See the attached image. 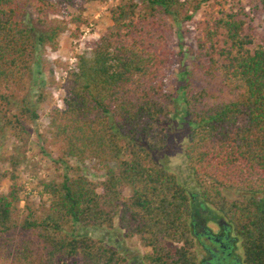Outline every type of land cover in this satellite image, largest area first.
Returning <instances> with one entry per match:
<instances>
[{"label":"trees","instance_id":"trees-1","mask_svg":"<svg viewBox=\"0 0 264 264\" xmlns=\"http://www.w3.org/2000/svg\"><path fill=\"white\" fill-rule=\"evenodd\" d=\"M74 1L0 0V134L9 132L18 147L28 146L37 118L28 100L36 51L56 50L63 30L48 16ZM206 1L123 0L109 11L111 26L92 57H79L69 76L65 108L50 115L58 153L52 165L61 174L40 182L49 203L28 202L20 213V161L10 158L11 171L2 175L11 184L0 194V249L13 264H33V239L43 251L41 264H126L101 239L77 233L80 227L111 229L114 221L127 238L150 248L144 264H199L192 237L210 213L244 241V262L256 264L261 255L264 264V45L250 47L238 13L210 17L196 38V56L207 62L198 78H220L226 98L188 83L182 87V111L191 125L183 154L200 201L211 212L201 216V209L191 207L187 189L153 156L170 139L169 22L190 21L188 12ZM258 3L264 9V0ZM28 14L43 30L26 25ZM86 157L104 168L103 180L93 182L68 163ZM224 190L248 196L229 201ZM17 231L22 243L13 247L11 234Z\"/></svg>","mask_w":264,"mask_h":264},{"label":"rangeland","instance_id":"rangeland-1","mask_svg":"<svg viewBox=\"0 0 264 264\" xmlns=\"http://www.w3.org/2000/svg\"><path fill=\"white\" fill-rule=\"evenodd\" d=\"M123 0H75L71 6L60 9L57 15H49L48 20L63 28L57 38V49L38 48L32 64V87L28 94L31 109L37 113V118L30 125L29 144L24 149L18 147L9 132L0 134V194H6L11 184L9 177H2L11 171L9 160L14 157L20 161L16 170V183L21 187L17 209L23 213L26 203L37 206L40 202L49 203V196L43 191L40 182L54 179L61 170L55 171L52 162L58 153L51 143L50 115L55 110L65 108L66 90L69 86V76L76 72L78 58H91L93 47L100 36L111 26L109 11ZM141 4V0H136ZM238 13V18L244 22L242 33L255 44L264 45V9L258 0H208L202 3L196 12L189 11L190 21L178 24L169 22L170 44L173 60L166 77V91L174 97L171 106V121L167 126L169 137L165 150L153 153L155 160L173 173L180 185L185 187L190 195V205L201 209L200 215L207 214L211 208L205 207L199 198L198 188L193 181L185 162L183 150L187 142V130L190 124L186 122L182 108V87L187 83L196 89L204 88L220 99L226 98L223 82L220 78L203 80L198 78L199 70L207 62L197 58L196 38L202 34L203 23L210 17L215 18L221 13ZM74 19H79L78 23ZM24 21L27 26L43 30L36 26L33 16L28 14ZM169 143V144H168ZM69 165L78 167L81 175L93 182L104 179L105 170L94 158L86 157L83 161L76 158L68 159ZM114 167V163L109 164ZM57 174V175H56ZM128 190L125 189V194ZM223 195L229 201L248 196L243 191L224 190ZM203 213V214H202ZM211 226V225H209ZM215 228V226H211ZM19 231V230H18ZM13 232L12 246L22 243L21 233ZM234 232V231H233ZM78 234L101 239L110 247L116 249L126 258V264H144L143 256L150 248L145 247L133 236L127 238L114 221L111 229L78 228ZM197 233L192 238H196ZM23 236L32 239L27 232ZM10 246V245H9ZM6 246V247H9ZM33 264H41L43 251L33 239ZM175 247V245H171ZM0 264H13L7 250L0 249ZM66 264H81L79 260Z\"/></svg>","mask_w":264,"mask_h":264},{"label":"flooded vegetation","instance_id":"flooded-vegetation-1","mask_svg":"<svg viewBox=\"0 0 264 264\" xmlns=\"http://www.w3.org/2000/svg\"><path fill=\"white\" fill-rule=\"evenodd\" d=\"M202 218L195 230L197 237L193 239V251L199 264H247L241 253L244 241L235 235L232 225L212 217L211 213ZM256 264H263L261 255Z\"/></svg>","mask_w":264,"mask_h":264}]
</instances>
